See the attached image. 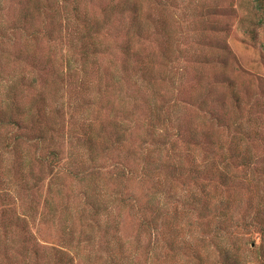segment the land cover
<instances>
[{
    "label": "rangeland",
    "instance_id": "obj_1",
    "mask_svg": "<svg viewBox=\"0 0 264 264\" xmlns=\"http://www.w3.org/2000/svg\"><path fill=\"white\" fill-rule=\"evenodd\" d=\"M259 4L0 0V264H53V248L73 264H103L105 232L132 264H169L143 216L163 224L179 263L194 250L218 264L223 248L264 259V237L237 226L264 225ZM88 36L94 57L85 61ZM12 112L24 129L8 149ZM41 136L44 144L32 141ZM51 150L56 166L44 159ZM236 155L252 161L241 166ZM192 159L208 172L187 175Z\"/></svg>",
    "mask_w": 264,
    "mask_h": 264
},
{
    "label": "trees",
    "instance_id": "obj_2",
    "mask_svg": "<svg viewBox=\"0 0 264 264\" xmlns=\"http://www.w3.org/2000/svg\"><path fill=\"white\" fill-rule=\"evenodd\" d=\"M256 1L258 2V6L260 7L259 0H256ZM89 40H91V36H88V41L86 40V41L81 42L82 44L79 47L80 54L85 59V61H89L91 59V57H94L93 55L90 54V52H91L90 46H91V43H93V40L90 41L91 43L89 42ZM160 110L162 111V109H160ZM16 116L17 115L14 112L10 113V115L6 114V116H5L6 117V121H5L6 125L12 127V130H11L9 136L6 137V142H5L6 147L8 149H12V148L16 147V143L19 142L21 139L20 131H22L24 129L23 124H22L23 122H20L19 120H17ZM165 119L169 121V118L167 116L165 117ZM241 128H243V125L237 126L238 135L235 138V142H234L233 136L230 138L231 140H233L234 148L236 150H239L238 148L240 147L239 133H240ZM32 141L35 143H38L37 145H41V144L45 143V140L42 136L36 137ZM173 144L174 143H171L169 145H173ZM159 148L165 149L164 144H160ZM168 149L166 148V150H168ZM233 157L236 159V161H238V155L233 156ZM44 159H45V161L48 159V163L51 166H56L58 164L57 153L54 150H51L50 152H48L47 156L44 157ZM251 161L252 160L250 159V157L248 159L242 158L240 161H238V164L245 167L246 165L249 166V163H251ZM189 163L191 164V166L188 165V168H185V171H186L187 175H189V176H193L194 178H198L202 174L208 172V169H206L207 168L206 167L207 162L204 159H201L200 161H198V165L195 163V161L193 159ZM229 164L231 165V162ZM214 166H216V165L213 161L211 166H210L211 172L218 174L217 176L220 179L223 178L225 180L227 172H228L226 170V168H223L222 166H220L219 163H217V166H220L221 169L214 167ZM224 166H229V165L224 164ZM180 169H181V167H180ZM182 169H184V168L182 167ZM69 173L71 175H74L72 171ZM118 174H119L118 176L126 178L128 172L121 170V172H119ZM76 176H77V174H75V177ZM187 210L191 211L192 213H195V211H196L195 208H190ZM173 212H175V211H173ZM200 216H201V214L198 213L197 218ZM145 218H146L145 216L140 218L139 225L142 228V230L143 231H144V229L148 230L150 233H153L154 235H156L157 244L163 243V245H165L164 249L166 252L164 254H162L163 260L161 261V263L167 262V261L169 262V264L170 263L171 264L179 263L180 257L182 256V254H181L182 252H181L180 248L178 247V245H175L174 239L168 240V239H166L165 236L162 235V232H166L165 231L166 229H164L163 224L158 223L159 221L154 216L152 217V219H145ZM171 225H172L171 228L175 229L173 227L172 223H171ZM251 225H253V227L255 229H257L256 233L259 234L260 240L263 239V237H264V225L262 223L261 224H258V223L246 224V223H244V224H238L237 226L239 228L244 229L247 226H251ZM169 231H170V233L175 232L174 230H169ZM220 232L221 231H218V230H216V232H214V235H213L214 241L219 240V233ZM105 234H106L105 238L107 237L108 240L105 241L107 247L104 250L106 252V256H105V263L103 262V264H132L130 257H125L123 255V253L115 251L114 243H112L110 241L111 236H109L108 232H105ZM221 234H222V232H221ZM89 243H91L90 240H89ZM217 246H218V244H217ZM250 246H251V244H250ZM249 249H252V248H249ZM51 251L52 252L49 255H50V257L52 256V258H53V261H54L53 264H73L74 263V259H73L74 257L71 254H69L66 249H63V248L54 249L53 248V249H51ZM192 254H193L192 258H187L188 260L185 263H179V264H205L206 263V261L204 259H202L200 252H196L193 250ZM156 259H158V256L156 257ZM39 261H41V260H38V262ZM218 264H255V263L246 260V258L243 256L241 251L239 253V249L229 250L228 248H223L221 250V256H220V260H219ZM257 264H264V259H261L260 262H258Z\"/></svg>",
    "mask_w": 264,
    "mask_h": 264
}]
</instances>
